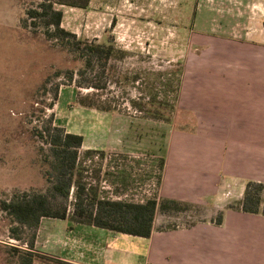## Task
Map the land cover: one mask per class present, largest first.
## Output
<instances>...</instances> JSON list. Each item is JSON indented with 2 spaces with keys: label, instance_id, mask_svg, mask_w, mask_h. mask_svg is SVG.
<instances>
[{
  "label": "rangeland",
  "instance_id": "374dc122",
  "mask_svg": "<svg viewBox=\"0 0 264 264\" xmlns=\"http://www.w3.org/2000/svg\"><path fill=\"white\" fill-rule=\"evenodd\" d=\"M39 1L0 0V201L21 191L46 190L49 145L36 131L49 123L82 136L80 157L90 150L84 157V179L98 184L99 195L134 202L161 200L164 158L176 147V130L195 125L190 89L185 88L193 65L202 62L194 59L203 48H213L211 58L231 57L224 55L226 42L242 39L243 0H89L85 8L58 5L65 30L88 41H113L126 50L123 58H111L101 75L82 76L77 73L82 63L73 54L40 30L21 27L25 9ZM70 71L72 79L67 78ZM78 81H98L102 88L80 87ZM84 95L111 110L80 105L77 98ZM154 95L166 103L161 117L131 104ZM218 106L214 111L221 113L224 106ZM180 207L158 210V228L211 221L218 212L200 203ZM56 221L42 217L46 233L29 248V232L20 233L23 240L11 238L9 227L15 223L0 210V264H74L50 252L48 228Z\"/></svg>",
  "mask_w": 264,
  "mask_h": 264
},
{
  "label": "crops",
  "instance_id": "0c3cea01",
  "mask_svg": "<svg viewBox=\"0 0 264 264\" xmlns=\"http://www.w3.org/2000/svg\"><path fill=\"white\" fill-rule=\"evenodd\" d=\"M242 7V39L226 42L224 55L231 57L211 58L213 48H203L194 59L202 62L185 88L195 125L176 130L159 191L161 199L212 206L222 212L221 223L164 229L155 215L150 235L140 237L54 218L53 257L74 264H264V215L227 208L247 181L264 182V0H243ZM256 23L263 28L253 30ZM40 222L34 244L46 233Z\"/></svg>",
  "mask_w": 264,
  "mask_h": 264
},
{
  "label": "trees",
  "instance_id": "16d2710c",
  "mask_svg": "<svg viewBox=\"0 0 264 264\" xmlns=\"http://www.w3.org/2000/svg\"><path fill=\"white\" fill-rule=\"evenodd\" d=\"M89 0H40L36 5L27 7L21 18V27L35 33L42 32L46 39L53 40L65 48L82 63L77 73L82 76L85 72L101 75L107 62L112 58H123L126 50L118 48L113 41L95 42L78 38L75 33L65 30L61 26L62 11L58 5H68L85 8ZM72 79V73L67 74ZM97 80V77H96ZM80 87L100 89L98 81L93 83H77ZM58 86L54 87L56 95ZM82 106L94 107L101 110H111L91 100L90 95L77 98ZM139 111H144L154 117H161L164 101L156 99V95L147 101H131ZM37 134L44 138L49 145L48 168L44 171L48 186L45 191H21L13 194L8 200L0 201V210L10 216L13 226L9 227V236L15 240H23L20 233L29 232L25 240L29 248L33 246V239L38 223L42 217L65 218L115 232L148 237L153 227V220L158 210L170 212L178 211L180 206L186 208L187 203L178 200L162 198H146L144 201H129L101 196L98 184L92 185L85 181L84 157L90 150L86 149L80 157L79 149L82 145L80 134L65 132L63 128L51 126L50 123ZM70 206V210L69 209ZM180 207V208H179ZM227 208L247 213L264 215V182L249 180L245 184L242 197L234 203L227 204ZM222 212L218 211L212 219L220 224ZM16 250L20 249L15 247ZM30 263V260L27 261Z\"/></svg>",
  "mask_w": 264,
  "mask_h": 264
}]
</instances>
